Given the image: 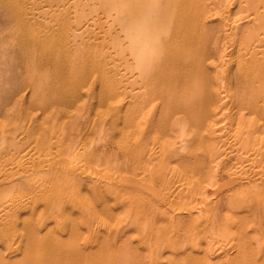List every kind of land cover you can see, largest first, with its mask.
<instances>
[{"label": "bare ground", "instance_id": "1", "mask_svg": "<svg viewBox=\"0 0 264 264\" xmlns=\"http://www.w3.org/2000/svg\"><path fill=\"white\" fill-rule=\"evenodd\" d=\"M252 210L264 0H0V264H264Z\"/></svg>", "mask_w": 264, "mask_h": 264}, {"label": "rangeland", "instance_id": "2", "mask_svg": "<svg viewBox=\"0 0 264 264\" xmlns=\"http://www.w3.org/2000/svg\"><path fill=\"white\" fill-rule=\"evenodd\" d=\"M108 151H112L111 149H109L108 148ZM235 175H236V173H231V174H228L224 179H223V181L221 180L220 182V184L222 185V183H225L224 181H230V180H232V179H234L235 178ZM222 193V191H217L216 193H215V195L216 196H214L213 198V202H219V201H221V202H219V203H225L226 202V200H227V196H225L224 194L223 195H220ZM246 193V195H248V193L247 192H245ZM217 195H219L218 197H220V198H218L217 197ZM242 197H244V195H243V193H241L240 194ZM217 201H216V200ZM220 199V200H219ZM207 203V202H206ZM223 205V204H222ZM245 212V216H242V217H240L239 219H242L243 221H245L244 223L245 224H247L248 223V225H247V229L248 228H250V227H248V226H251V229H250V231H251V233L253 232L254 234H256L255 232H254V228H259V227H263L264 228V213L262 212V210H260V211H243L242 213H244ZM122 213V212H121ZM231 214H233V213H231ZM244 215V214H243ZM194 214L193 215H190L186 220V224L189 222V221H192V220H194ZM247 220H246V219ZM248 221V222H247ZM189 228V227H188ZM254 229V230H253ZM248 231H249V229H248ZM256 231V230H255ZM258 232H260L261 234V238H262V241L264 240V233L263 232H261V231H259L258 230ZM128 236V238H130V243L132 244V245H140V241L138 240L137 242H136V240H137V237H138V231H137V229H131L128 233H127V235L125 236V237H127ZM124 237V238H125ZM131 246V245H130ZM196 246H198V248H202L201 247V245H195L194 247H196ZM140 250V249H139ZM176 250H178V249H176ZM141 251V250H140ZM155 251V250H154ZM201 253H203V254H201V255H204V252L201 250Z\"/></svg>", "mask_w": 264, "mask_h": 264}]
</instances>
